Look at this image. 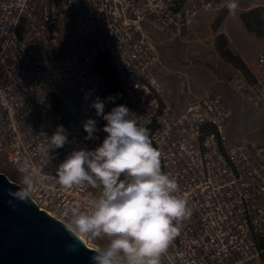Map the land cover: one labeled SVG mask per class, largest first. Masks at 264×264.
Returning <instances> with one entry per match:
<instances>
[{"label": "built area", "instance_id": "obj_1", "mask_svg": "<svg viewBox=\"0 0 264 264\" xmlns=\"http://www.w3.org/2000/svg\"><path fill=\"white\" fill-rule=\"evenodd\" d=\"M223 9L225 0H0V165L20 175L7 179L20 187L18 168L27 160L35 170L29 198L39 211L68 229L70 208L89 211L99 191L64 188L47 167L61 154L96 149L107 136V122L90 106L97 97L105 113L119 105L95 69L105 55L126 106L161 154L162 171L192 210L161 264H264V143L228 142L230 112L219 95L183 104L165 98L148 31L180 39L199 12ZM249 71L252 80L240 73L228 83L264 116V48ZM54 96L70 113L67 122ZM89 118L97 122L92 140L83 129ZM60 125L69 143L39 152Z\"/></svg>", "mask_w": 264, "mask_h": 264}, {"label": "clouds", "instance_id": "obj_2", "mask_svg": "<svg viewBox=\"0 0 264 264\" xmlns=\"http://www.w3.org/2000/svg\"><path fill=\"white\" fill-rule=\"evenodd\" d=\"M230 14H235L237 0H225ZM112 100V97H108ZM97 117L107 123V136L94 150H74L55 170L56 182L64 188H88L100 195L87 201L89 211L70 208L69 230L89 241L106 236L109 242L94 251L92 264H161V256L178 235V226L191 216L187 201L179 195L178 182L162 171L161 154L153 147L149 130L125 105L105 113L99 97L90 105ZM96 120L87 119L85 139H95ZM69 143L66 129L60 125L40 144L43 154ZM25 160L18 168L21 186L7 190L8 203H28L35 190L34 174ZM76 251V244L66 247Z\"/></svg>", "mask_w": 264, "mask_h": 264}, {"label": "rangeland", "instance_id": "obj_3", "mask_svg": "<svg viewBox=\"0 0 264 264\" xmlns=\"http://www.w3.org/2000/svg\"><path fill=\"white\" fill-rule=\"evenodd\" d=\"M237 3L234 15L228 9L199 12L191 29L180 39H168L148 29L160 61L156 78L164 97L172 102L183 104L219 95L230 112L226 131L230 144L264 143V116L231 88L230 78L243 73L222 55L227 51L248 70L252 69L254 57L264 48V0H237ZM254 9L259 11L263 27L249 32L241 16ZM69 38L79 39L75 32L69 33ZM0 173L13 182L20 178L9 166L0 165ZM86 241L97 249L107 244L109 238L101 236Z\"/></svg>", "mask_w": 264, "mask_h": 264}, {"label": "water", "instance_id": "obj_4", "mask_svg": "<svg viewBox=\"0 0 264 264\" xmlns=\"http://www.w3.org/2000/svg\"><path fill=\"white\" fill-rule=\"evenodd\" d=\"M19 186L0 173V264H92L90 249L64 224L28 203H8ZM76 244V251L66 247Z\"/></svg>", "mask_w": 264, "mask_h": 264}, {"label": "trees", "instance_id": "obj_5", "mask_svg": "<svg viewBox=\"0 0 264 264\" xmlns=\"http://www.w3.org/2000/svg\"><path fill=\"white\" fill-rule=\"evenodd\" d=\"M241 21L244 25V27L249 32H256L257 29H261L263 27V23L260 17V13L257 9L251 10L248 13H244L241 16ZM223 57H225L229 62L233 63L240 71H242L243 75L246 76L249 80H252V76L250 74V71L245 67V65L239 60V58H235L230 54L229 52L225 51L222 52ZM95 69L98 73L100 79L105 84L108 92L114 97V99L117 101L119 105H125L126 101L124 97L122 96L118 85L116 83L115 76L112 72V70L109 67L107 58L105 55L99 56L95 61ZM52 104L57 110L58 113H60L65 122H67L70 119V113L64 106V103L62 100H60L57 96H54L52 98ZM69 154H61L53 159L51 164L47 167V173L50 175H55V170L58 167V165L63 162L66 157ZM264 246V242L262 244Z\"/></svg>", "mask_w": 264, "mask_h": 264}, {"label": "bare ground", "instance_id": "obj_6", "mask_svg": "<svg viewBox=\"0 0 264 264\" xmlns=\"http://www.w3.org/2000/svg\"><path fill=\"white\" fill-rule=\"evenodd\" d=\"M85 243H86V246H87L88 248L96 250V248H93L92 246H90L86 240H85Z\"/></svg>", "mask_w": 264, "mask_h": 264}, {"label": "crops", "instance_id": "obj_7", "mask_svg": "<svg viewBox=\"0 0 264 264\" xmlns=\"http://www.w3.org/2000/svg\"><path fill=\"white\" fill-rule=\"evenodd\" d=\"M253 64V63H252Z\"/></svg>", "mask_w": 264, "mask_h": 264}]
</instances>
